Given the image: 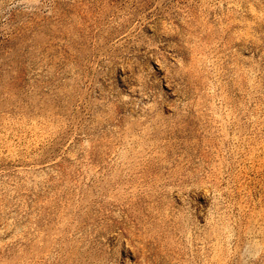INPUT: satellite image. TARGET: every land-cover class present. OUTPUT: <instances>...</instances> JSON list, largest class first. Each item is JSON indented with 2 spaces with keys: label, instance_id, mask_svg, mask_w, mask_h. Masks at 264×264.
I'll list each match as a JSON object with an SVG mask.
<instances>
[{
  "label": "rangeland",
  "instance_id": "1",
  "mask_svg": "<svg viewBox=\"0 0 264 264\" xmlns=\"http://www.w3.org/2000/svg\"><path fill=\"white\" fill-rule=\"evenodd\" d=\"M0 264H264V0H0Z\"/></svg>",
  "mask_w": 264,
  "mask_h": 264
}]
</instances>
